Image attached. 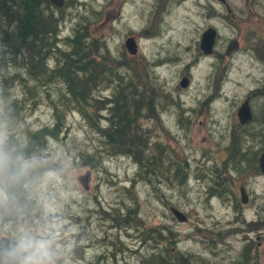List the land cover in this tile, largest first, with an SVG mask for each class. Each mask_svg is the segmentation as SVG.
I'll list each match as a JSON object with an SVG mask.
<instances>
[{
  "label": "rangeland",
  "instance_id": "rangeland-1",
  "mask_svg": "<svg viewBox=\"0 0 264 264\" xmlns=\"http://www.w3.org/2000/svg\"><path fill=\"white\" fill-rule=\"evenodd\" d=\"M228 2L241 4V0ZM65 10L62 36L72 34L74 26L86 19L90 31L106 40L109 51L120 59L123 56L130 67L125 73L148 78L169 94L158 109V119H147L144 125L151 127L154 139H160L158 151L180 163L183 181L170 183L156 175H150L152 183L140 179L137 165L127 156H105L97 167H89L84 163L101 149L100 137L77 111L67 112V127L57 138L48 139L43 154L44 162H58L61 169L50 168L43 177L37 174L32 194L26 197L32 206L43 208L42 216L39 210L32 221L13 222L21 213L5 203V181L0 175V236L16 237L30 248L23 264H141L149 259L151 247H171L190 256V264H240L250 227L246 222L264 214V174H256V165L242 158L245 146L258 141L261 131L253 124L238 127L236 110L250 90L264 86V69L252 64L243 51L226 56L231 21L225 8L215 5L217 13L208 18L206 5L189 1L72 0ZM210 24L220 34L219 53L201 57L192 66L189 62L199 54L196 43ZM131 35L138 44L136 55L124 45ZM184 65L191 73L185 88L179 85ZM0 73V82L14 73L26 75L11 61L1 40ZM12 83L11 94L21 96L18 80ZM108 92L104 89L102 94ZM260 97L264 99L262 89L256 92L257 109L264 101ZM21 120L20 130L51 126V101L38 100L29 114L22 113ZM7 137L0 128V143ZM22 165L31 167L32 161ZM238 165L239 170L234 168ZM223 171L231 183L227 189L216 184V174ZM84 174H88L86 188L79 180ZM240 186L248 194L246 203L240 199ZM134 199L143 220L138 218L139 223L125 230L106 211L133 204ZM171 206L181 210L186 221H178ZM150 227L164 230L163 236L172 243L141 239V231ZM249 257L250 264H264L261 251Z\"/></svg>",
  "mask_w": 264,
  "mask_h": 264
},
{
  "label": "trees",
  "instance_id": "trees-1",
  "mask_svg": "<svg viewBox=\"0 0 264 264\" xmlns=\"http://www.w3.org/2000/svg\"><path fill=\"white\" fill-rule=\"evenodd\" d=\"M69 1L57 8L49 0H0V40L11 61L26 71L25 77L14 73L0 82V128L9 135L0 143V155L4 159L0 175L5 181V203L8 201L21 213L13 222L21 224L32 221L39 210L43 215V208L32 206L26 197L32 194V180L37 174L43 177L50 168L59 170V163L44 162L43 154L48 139L57 138L67 127L66 113L74 110L95 129L101 142V149L87 154L88 163L84 164L95 168L105 156H127L137 165L140 179L152 183L150 175H156L170 183L183 181L180 163L158 151L160 139H154L151 127L144 125L147 119H158V109L163 107V99L169 94L152 85L148 78L141 80L125 73L124 69L130 67L123 56L120 59L112 54L106 40L90 31L86 19L82 25L74 26L72 34L62 36L61 27L66 20L63 12ZM15 79L19 82L21 96L11 94ZM104 89L109 92L102 94ZM38 100L51 101L53 124L33 131L17 128L22 123V113L29 114ZM102 120H105L103 125ZM30 161L31 167L22 165ZM240 167L234 168L239 170ZM222 173L216 174L219 181L216 184L224 188L231 183L229 176ZM138 206L134 199L133 204L111 208V212L106 213H111L110 217L126 230L133 227L134 222L143 220L139 218ZM257 220H264V214ZM252 222L246 224L251 226ZM162 233L165 232L159 227H150L144 228L140 236L157 244L172 243L171 238ZM148 252L149 259L141 264H190L191 261L190 256L171 247L163 250L151 247ZM241 263L245 264L240 260Z\"/></svg>",
  "mask_w": 264,
  "mask_h": 264
},
{
  "label": "flooded vegetation",
  "instance_id": "flooded-vegetation-1",
  "mask_svg": "<svg viewBox=\"0 0 264 264\" xmlns=\"http://www.w3.org/2000/svg\"><path fill=\"white\" fill-rule=\"evenodd\" d=\"M186 1L194 2L198 6L206 5L207 11H208V16H207L208 18H211L212 15H214L213 13H217V12H214L215 5H218V4L222 5L225 8L226 13L231 21L228 23V27L231 31V35L228 36L227 41H226V47H225L226 56H230L232 58L238 52L243 51L248 54L247 56L249 57V61L252 64L262 67V69H264V0H241L240 5L238 4L235 5L233 3H230L228 2V0H225L223 2L219 0H179L181 4L185 3ZM209 27L215 28L217 34H216L212 52L208 55H205L200 49V38H201L203 31ZM205 29L200 34L199 40L196 43V51L199 54H196L194 56V60L192 59L189 62V64L192 66L193 64L198 62L201 57L203 58L217 57L219 53V50L216 49V45L218 43V39L220 36L217 30V27L215 26V24H210L206 26ZM230 43L232 44L234 49L229 54H227L226 49ZM190 76H191V73L189 70H187V66H185L181 78L188 77L190 80ZM259 89H262L264 91V86H261L260 88H257V89L250 90L244 98V101L246 99L248 100V105L251 111V119L248 122L242 124L240 123L237 117L238 124L236 125H239L238 127L240 128H249L250 124H253V126H256V131H259V132L261 131V134H260L261 137L259 138L258 141L252 143L251 145L245 146L244 152L242 153L243 155L242 158L244 160H247L249 163H253L256 165L255 167L256 174H264L262 173L260 165H259L260 156L264 151V104H263L264 101L262 102L261 107L258 109L256 108V105H255L256 92ZM261 98L263 97H260V99ZM261 100H264V99H261ZM239 106L237 107V110ZM246 233H247V237H244L243 246H242L243 260L245 264H250V257H249L250 255L252 254L259 255L260 251L261 253H264V249H261L262 245L264 244L263 242L264 240V220H261V221L253 220L252 225L248 227V230L246 231ZM251 233H254L256 236L253 238L251 236ZM3 236H6V235H3ZM7 237L23 244L16 237H10V236H7ZM23 247L29 248V247H26L24 244H23ZM29 255H30V252L26 254L24 257H22L20 259V264H23V261Z\"/></svg>",
  "mask_w": 264,
  "mask_h": 264
},
{
  "label": "water",
  "instance_id": "water-1",
  "mask_svg": "<svg viewBox=\"0 0 264 264\" xmlns=\"http://www.w3.org/2000/svg\"><path fill=\"white\" fill-rule=\"evenodd\" d=\"M49 1L52 5H54L57 8L63 7V5L65 3V0H49ZM219 1L223 2L225 0H219ZM216 34H217V32H216L215 28H213V27H209L203 31L201 38H200V49L203 52V54L208 55L212 52L213 45H214L215 38H216ZM124 45L130 54H136V52L138 50V48H137L138 45H137V42H136L134 36L126 37V39L124 41ZM233 49L234 48H233L232 44L230 43L226 49V53L229 54ZM188 83H189L188 77H182L179 80V85L183 88L187 87ZM236 114H237V117H238L240 123H242V124L248 122L251 119V111H250V107L248 105L247 99L245 101H243L242 104L239 106ZM259 165H260L262 173H264V151L260 156ZM87 178H88V174H84V175L79 177V180H80L82 186H84L85 188L87 186L86 185ZM239 190H240L241 201L243 203H246L248 201V195H247V192L245 190V187L240 186ZM170 212L180 222H184L187 219V216L181 210H179L176 207L171 206ZM13 248L19 249V253L16 257L15 264H20V259L30 252V249L24 248L20 242L13 240L7 236H1L0 237V264H3V262L5 260L6 250H11Z\"/></svg>",
  "mask_w": 264,
  "mask_h": 264
},
{
  "label": "clouds",
  "instance_id": "clouds-1",
  "mask_svg": "<svg viewBox=\"0 0 264 264\" xmlns=\"http://www.w3.org/2000/svg\"><path fill=\"white\" fill-rule=\"evenodd\" d=\"M4 163V159L3 156L0 155V167L3 166ZM19 253V249L17 248H13L11 250H6L5 252V260L3 262V264H15L16 262V257Z\"/></svg>",
  "mask_w": 264,
  "mask_h": 264
},
{
  "label": "bare ground",
  "instance_id": "bare-ground-1",
  "mask_svg": "<svg viewBox=\"0 0 264 264\" xmlns=\"http://www.w3.org/2000/svg\"><path fill=\"white\" fill-rule=\"evenodd\" d=\"M155 33H156V32H155ZM262 101H263V100H262ZM263 104H264V103H263ZM259 135H260V134H259ZM15 139H16V138H15ZM15 139H14V140H15ZM12 144H13V143H12ZM197 175H198V174H197Z\"/></svg>",
  "mask_w": 264,
  "mask_h": 264
}]
</instances>
